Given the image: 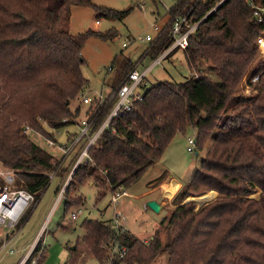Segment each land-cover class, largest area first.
Here are the masks:
<instances>
[{
  "label": "trees",
  "instance_id": "obj_1",
  "mask_svg": "<svg viewBox=\"0 0 264 264\" xmlns=\"http://www.w3.org/2000/svg\"><path fill=\"white\" fill-rule=\"evenodd\" d=\"M219 1H200L192 16L200 20ZM182 2L178 0L169 14ZM248 2L225 0L188 38L183 50L186 61L191 71L205 70L203 74L144 87L141 99L109 123L88 148L87 162L73 171L63 191L65 211L83 202L72 192L88 180L101 191L129 188L189 127L196 130V150L212 140L190 181L172 198L175 207L164 243L158 233L143 242L108 222L81 223L80 243L99 264H155L162 250L166 264H264V60L256 62V39L264 24L254 20ZM254 2L264 5V0ZM72 6L92 7L96 17L109 19L125 14L96 6L92 0H0V163L13 170V188L26 190L35 199L49 185L57 163L24 127L52 138L45 126L58 130L74 124L81 108L72 111L69 105L88 82L80 69L85 62L84 41L88 36H110L91 29L71 33ZM172 42L168 28L145 55L156 59ZM204 62L209 64L201 69ZM134 66L131 59H119L109 89L114 91ZM208 73H215L217 80ZM256 75L258 81L251 82ZM244 80L248 92H243ZM113 102L99 111L89 135L102 124ZM87 141L83 137L78 142L82 149ZM211 191L217 196L198 209V203H185L188 196ZM257 193L258 198L252 197ZM182 200L188 206L181 205ZM40 243L26 262L36 256ZM114 244L126 248L123 258L110 256ZM44 259L45 248L37 264Z\"/></svg>",
  "mask_w": 264,
  "mask_h": 264
},
{
  "label": "rangeland",
  "instance_id": "obj_2",
  "mask_svg": "<svg viewBox=\"0 0 264 264\" xmlns=\"http://www.w3.org/2000/svg\"><path fill=\"white\" fill-rule=\"evenodd\" d=\"M177 2L178 0H92V3L96 6L125 12L121 18L115 19L96 17L92 7H71V33H84L91 29L98 33L110 34V36L106 39L98 36H88L84 41L81 55L85 62L80 66V69L83 77L88 82L83 92L69 105L72 111L77 107L81 108L74 124H68L58 130L45 126L46 131L52 134V138H47L45 135L33 130H29L27 133L33 142L45 148L54 156L57 165L55 170L50 173L49 185L25 212L23 219L31 211L24 224L19 227L20 221L13 231L7 233L5 240L3 238L5 229L0 227L2 244L9 240L7 246L0 250V264H31V261L25 263L24 259L28 257L39 241H41L40 248L33 258V264H37V259L43 248H45V259L40 264H99L80 243L84 235L81 223L84 220H99L111 223L114 212V205L111 203L112 191L109 188L101 191L93 180H88L84 184L78 185L75 191L72 192V196H81L83 202L74 205L67 211L64 209V196L61 193L63 187L71 178L74 165L81 150H83L80 143L73 144L75 137L80 133V121L91 113V111L85 113L90 105L83 104L82 99L85 96L91 97L93 109L96 107L100 95L105 98L112 92L107 84L109 79L116 73L119 59H131L135 62V65L142 59L141 64L138 66L140 71L154 61L145 54L149 45L157 40L158 31L155 26L164 32L169 28V23L175 13L170 15L169 10ZM146 35L151 36L154 41L148 43L145 39ZM115 57H117V61L113 62ZM256 62H258L257 58ZM256 62L254 61V64ZM208 64L204 62L201 69H205ZM204 71H191L183 51L177 49L167 54L160 64L155 65L149 71L145 78L146 85L144 87L162 81L183 82L190 75L196 76L197 74H203ZM208 75L212 80H217L215 73H208ZM103 86L107 88H103ZM145 88H143L144 91ZM242 88L244 89L243 92L249 91L247 90L248 87L244 85V81ZM189 137L196 138V130L191 127L184 134H177L161 159L148 168L137 182L129 188H125L134 197H123L116 205V209L121 213L120 229L129 231L133 237L140 241L149 237L151 239L155 233H158L164 243L170 213L175 207L171 202L174 195L170 198L158 196L157 200L161 209L155 212L148 207L147 202L155 195L144 196L143 194L150 190L148 183H154L159 177H164L163 179L167 177L168 179L171 176L181 184L190 181L195 170L200 166L212 140L208 141L203 150L188 152L187 138ZM68 149L69 153L67 154ZM74 152L76 154L72 162L71 156ZM8 171L11 170L0 163L1 184L2 172ZM99 191L102 192L100 197H98ZM209 193L207 192L202 196ZM157 194L158 192H156ZM216 196L217 193L200 205L194 199L201 196H188L185 203L189 201L195 202L196 205L198 203V209L199 206L211 201ZM258 196L259 193L252 197L258 198ZM183 200L180 204L188 206L183 203ZM72 215H77V218L72 219ZM155 264H166V252L164 250L158 256Z\"/></svg>",
  "mask_w": 264,
  "mask_h": 264
},
{
  "label": "built area",
  "instance_id": "obj_3",
  "mask_svg": "<svg viewBox=\"0 0 264 264\" xmlns=\"http://www.w3.org/2000/svg\"><path fill=\"white\" fill-rule=\"evenodd\" d=\"M200 1L202 0H183L182 4H180L176 8L175 13L169 23V28L171 30V35L173 38L171 46L160 56L154 59V61L149 66L145 67L143 70L140 71L138 69V66L139 64H141V59L134 66V68L126 75L122 83L114 91L110 92L105 98H103L101 95L98 97L96 107L91 110V113L85 119H82L80 121V133L78 136L75 137L73 144L78 143L83 137H86L88 141L83 150L80 152L72 172L77 168L78 165L87 162L88 148L92 146L98 136L109 127V123L113 120H117L124 113L130 111L133 106V102L141 99L144 93L143 88L146 85L145 78L149 71L155 65L160 64L162 59L171 50H185L188 45V38L195 32L198 25L203 21L205 17L213 13L225 0H220L213 8H211L205 14L203 18H201L200 20H196L195 17L192 16V14ZM248 3L254 20L257 23L264 24V5H259L254 2V0H249ZM155 29L158 31V37L156 36L158 39L164 31L159 30L156 26ZM145 39L148 43H152L154 41L149 35H146ZM256 43L258 46L257 60H264V27L261 35L257 37ZM149 47L147 48V52L149 50ZM258 79L259 76L256 75L251 77L250 81L257 82ZM244 84L246 85L245 80ZM246 87L248 86L246 85ZM111 101L114 102L108 115L106 116L102 124L99 126V128L92 135H89V131L91 130L93 123L99 114V111L105 108ZM82 102L85 105H91L92 98L85 96L82 99ZM29 130H31L29 127H24L25 133H28ZM112 132H114V130H112ZM187 144L188 152H193L194 150H196V138H187ZM66 153H69V149ZM13 175V170L8 172H2L1 174L2 184L0 182V227H3L5 229V235L3 236L4 240L7 237V233L9 231H13L17 224L23 219L25 212L29 209L32 203L36 202L34 195L30 192L23 189L13 188ZM62 190L64 191V187ZM63 191L61 193H63ZM129 196H131V194L124 187L120 186L112 190L111 203L114 205V212L113 217L111 219V223L109 225L115 230H118L121 225H119L121 213L118 209H116V205L123 197ZM78 212L80 213V211ZM76 218L77 215H72V219ZM8 241L4 242L0 246V250L4 249L7 246ZM125 252V247L120 246L119 244H114L111 247L110 256L116 255L119 258H123ZM27 258L24 259L25 263L27 261ZM31 264H33V260L31 261Z\"/></svg>",
  "mask_w": 264,
  "mask_h": 264
},
{
  "label": "crops",
  "instance_id": "obj_4",
  "mask_svg": "<svg viewBox=\"0 0 264 264\" xmlns=\"http://www.w3.org/2000/svg\"><path fill=\"white\" fill-rule=\"evenodd\" d=\"M106 87V86H105ZM104 86H103V88H105ZM107 88V87H106ZM175 181V182H174ZM171 182L172 183H175L176 185H177V188L174 190V192L169 196V195H166L165 194V192H164V186L165 185H169V184H171ZM149 185L148 186H150V190L149 191H147L146 193H144L143 195L144 196H154V198H152V199H150V200H147V202H149V201H155V202H157V204L159 205V202H158V200H157V198H158V196L160 197H168V198H170L171 196H173L175 193H176V191L181 187V183L179 182V181H176L175 179H173L171 176L167 179V177L165 178V179H163L158 185H156V186H154L153 185V183L152 182H149L148 183ZM156 192H158V194L156 195ZM131 194V193H130ZM165 195V196H164ZM132 196V195H131ZM141 196V195H140ZM132 197H134V195L132 196ZM161 209V206L159 205V210ZM31 213V211L29 212V214ZM29 214H28V216H29ZM28 216L26 217V220H27V218H28ZM25 220V221H26ZM24 224V223H23ZM14 234V233H13ZM14 236V235H13ZM150 239V237L148 238V239H143V240H141V241H143V242H146V241H148ZM19 264V263H18Z\"/></svg>",
  "mask_w": 264,
  "mask_h": 264
},
{
  "label": "bare ground",
  "instance_id": "obj_5",
  "mask_svg": "<svg viewBox=\"0 0 264 264\" xmlns=\"http://www.w3.org/2000/svg\"><path fill=\"white\" fill-rule=\"evenodd\" d=\"M175 182V181H174ZM177 188V185L175 184V183H172L171 182V184H169V185H165L164 186V192H165V194L166 195H171L173 192H174V190ZM216 192H210L208 195H205V196H201V197H196L194 200L195 201H198V203H199V205L200 204H202L203 202H205V201H207L208 199H210L214 194H215ZM210 202V201H209ZM208 203V202H207ZM207 203H205V204H207ZM205 204H203V205H205ZM203 205H201V206H203ZM201 206H199V208L201 207Z\"/></svg>",
  "mask_w": 264,
  "mask_h": 264
},
{
  "label": "water",
  "instance_id": "obj_6",
  "mask_svg": "<svg viewBox=\"0 0 264 264\" xmlns=\"http://www.w3.org/2000/svg\"><path fill=\"white\" fill-rule=\"evenodd\" d=\"M208 204V203H207ZM182 205V204H181ZM148 207L151 209V210H153V211H155V212H158L159 211V205L157 204V202H155V201H149L148 202ZM196 211H198V210H196Z\"/></svg>",
  "mask_w": 264,
  "mask_h": 264
}]
</instances>
